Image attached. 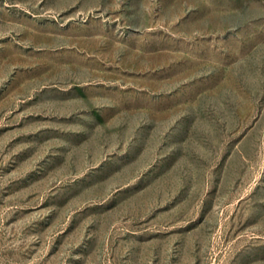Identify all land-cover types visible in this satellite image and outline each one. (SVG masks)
I'll return each mask as SVG.
<instances>
[{
	"label": "rangeland",
	"instance_id": "1",
	"mask_svg": "<svg viewBox=\"0 0 264 264\" xmlns=\"http://www.w3.org/2000/svg\"><path fill=\"white\" fill-rule=\"evenodd\" d=\"M0 264H264V0H0Z\"/></svg>",
	"mask_w": 264,
	"mask_h": 264
}]
</instances>
